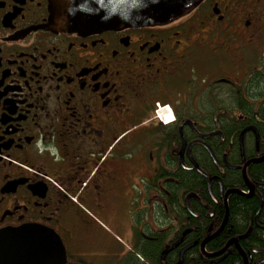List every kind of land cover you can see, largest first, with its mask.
I'll use <instances>...</instances> for the list:
<instances>
[{
	"label": "flooded vegetation",
	"instance_id": "flooded-vegetation-1",
	"mask_svg": "<svg viewBox=\"0 0 264 264\" xmlns=\"http://www.w3.org/2000/svg\"><path fill=\"white\" fill-rule=\"evenodd\" d=\"M48 3L0 0V231L67 247L127 216L120 264H264V0L88 33L49 28Z\"/></svg>",
	"mask_w": 264,
	"mask_h": 264
},
{
	"label": "water",
	"instance_id": "water-1",
	"mask_svg": "<svg viewBox=\"0 0 264 264\" xmlns=\"http://www.w3.org/2000/svg\"><path fill=\"white\" fill-rule=\"evenodd\" d=\"M200 1L49 0V28L88 33L164 24L187 13ZM261 159L264 156L258 160ZM230 192L233 190L227 194ZM191 198H197L196 194L190 192L184 198L188 209V200ZM219 230L201 242L202 250ZM189 231L185 230L162 255L178 246ZM43 235L41 238V231L34 225L0 231V264H66L67 255L60 236L54 231H45Z\"/></svg>",
	"mask_w": 264,
	"mask_h": 264
},
{
	"label": "rangeland",
	"instance_id": "rangeland-1",
	"mask_svg": "<svg viewBox=\"0 0 264 264\" xmlns=\"http://www.w3.org/2000/svg\"><path fill=\"white\" fill-rule=\"evenodd\" d=\"M94 219L95 232L93 234L86 233L82 237L68 241L69 245L65 247L67 253L69 255H83V259H88L91 252L107 250V257L102 258L99 264H120L126 258H130L131 250L135 248L129 240L130 218L127 216L122 217L123 229L115 227L111 221L113 217L103 218V220L97 217ZM125 230L128 232L127 236Z\"/></svg>",
	"mask_w": 264,
	"mask_h": 264
},
{
	"label": "trees",
	"instance_id": "trees-1",
	"mask_svg": "<svg viewBox=\"0 0 264 264\" xmlns=\"http://www.w3.org/2000/svg\"><path fill=\"white\" fill-rule=\"evenodd\" d=\"M260 175L264 178V166H262V167H260ZM239 207H241L242 209H247V208H249V205H248V203L246 204V203H244V204H241V206L239 205L238 206V208ZM263 209H264V207H263ZM192 223H188L187 225H191ZM193 225V224H192ZM200 232V231H199ZM198 232V233H199ZM73 264H84L83 262H79L78 261V263L76 262V263H73ZM155 264H160V263H155Z\"/></svg>",
	"mask_w": 264,
	"mask_h": 264
},
{
	"label": "bare ground",
	"instance_id": "bare-ground-1",
	"mask_svg": "<svg viewBox=\"0 0 264 264\" xmlns=\"http://www.w3.org/2000/svg\"><path fill=\"white\" fill-rule=\"evenodd\" d=\"M169 118V119H168ZM171 119V116L170 115H167L166 116V121H169Z\"/></svg>",
	"mask_w": 264,
	"mask_h": 264
}]
</instances>
